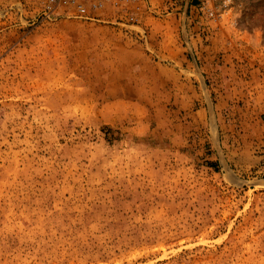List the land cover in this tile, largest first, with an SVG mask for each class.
I'll list each match as a JSON object with an SVG mask.
<instances>
[{
	"label": "rangeland",
	"instance_id": "obj_1",
	"mask_svg": "<svg viewBox=\"0 0 264 264\" xmlns=\"http://www.w3.org/2000/svg\"><path fill=\"white\" fill-rule=\"evenodd\" d=\"M214 10L0 0V264H264V0Z\"/></svg>",
	"mask_w": 264,
	"mask_h": 264
},
{
	"label": "built area",
	"instance_id": "obj_2",
	"mask_svg": "<svg viewBox=\"0 0 264 264\" xmlns=\"http://www.w3.org/2000/svg\"><path fill=\"white\" fill-rule=\"evenodd\" d=\"M45 15L63 10L67 15L94 17L96 12L110 10L123 22L137 24L146 13L148 0H33ZM211 18L216 17L214 5L217 0H194ZM230 0H222L227 5Z\"/></svg>",
	"mask_w": 264,
	"mask_h": 264
}]
</instances>
